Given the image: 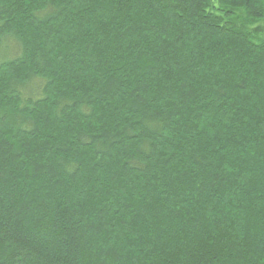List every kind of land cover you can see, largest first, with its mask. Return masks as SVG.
<instances>
[{
  "label": "trees",
  "instance_id": "16d2710c",
  "mask_svg": "<svg viewBox=\"0 0 264 264\" xmlns=\"http://www.w3.org/2000/svg\"><path fill=\"white\" fill-rule=\"evenodd\" d=\"M0 264H264V0H0Z\"/></svg>",
  "mask_w": 264,
  "mask_h": 264
}]
</instances>
